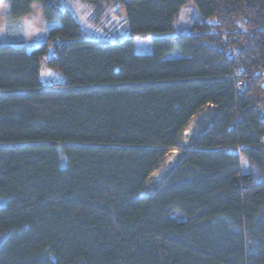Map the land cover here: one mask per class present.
<instances>
[{"label":"trees","instance_id":"16d2710c","mask_svg":"<svg viewBox=\"0 0 264 264\" xmlns=\"http://www.w3.org/2000/svg\"><path fill=\"white\" fill-rule=\"evenodd\" d=\"M186 1L123 0L130 33L157 34L136 53L60 0H5L46 27L0 42V264H264V0H193L200 20L167 34ZM49 48L63 79L42 84Z\"/></svg>","mask_w":264,"mask_h":264},{"label":"rangeland","instance_id":"374dc122","mask_svg":"<svg viewBox=\"0 0 264 264\" xmlns=\"http://www.w3.org/2000/svg\"><path fill=\"white\" fill-rule=\"evenodd\" d=\"M61 7L68 9L75 17L80 27L84 30L86 38L97 39L106 42H120L123 39L132 36L134 38V51L136 53H148L151 51L153 38L155 33L135 34L130 33L123 0H60ZM0 42L21 40L26 43H35L44 38L46 25L42 18L39 4L33 6L31 16L19 18L17 20L8 16L6 10L7 4L5 0H0ZM200 20V15L193 0H187L179 9L178 14L174 18L173 28L167 34L178 35L191 31L192 23ZM212 21L213 20H209ZM59 21L54 20L51 26L58 25ZM51 49L49 48L46 57L40 64L39 80L42 84H51L62 81V75L53 69L48 68L45 63ZM211 107L205 106L204 109L194 115L180 136L178 146L172 147L154 170L148 179L147 185L151 181H156L158 174L164 169H169L177 163V158L181 152L190 148L189 138L198 135L201 131L199 126L200 119H204L210 112ZM242 168L245 169L243 162ZM161 171V172H160ZM145 194V191L142 192Z\"/></svg>","mask_w":264,"mask_h":264},{"label":"water","instance_id":"95a60500","mask_svg":"<svg viewBox=\"0 0 264 264\" xmlns=\"http://www.w3.org/2000/svg\"><path fill=\"white\" fill-rule=\"evenodd\" d=\"M167 169H164L160 174H158L157 176H155V178H157V182L160 181L162 179V177L164 176L165 172Z\"/></svg>","mask_w":264,"mask_h":264},{"label":"crops","instance_id":"0c3cea01","mask_svg":"<svg viewBox=\"0 0 264 264\" xmlns=\"http://www.w3.org/2000/svg\"><path fill=\"white\" fill-rule=\"evenodd\" d=\"M4 10H6V12H7V8H3ZM30 15H26V16H24V17H21V18H25V17H29ZM12 19H15V20H17V19H19V18H12ZM11 18H10V20H12Z\"/></svg>","mask_w":264,"mask_h":264},{"label":"built area","instance_id":"2783aa9c","mask_svg":"<svg viewBox=\"0 0 264 264\" xmlns=\"http://www.w3.org/2000/svg\"><path fill=\"white\" fill-rule=\"evenodd\" d=\"M261 144H262V147H263V149H264V139L262 140V143H261Z\"/></svg>","mask_w":264,"mask_h":264}]
</instances>
